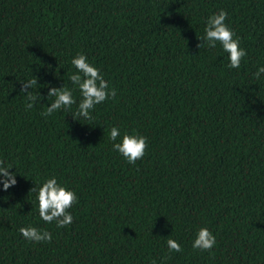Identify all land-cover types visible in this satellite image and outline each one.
<instances>
[{
    "label": "trees",
    "instance_id": "16d2710c",
    "mask_svg": "<svg viewBox=\"0 0 264 264\" xmlns=\"http://www.w3.org/2000/svg\"><path fill=\"white\" fill-rule=\"evenodd\" d=\"M220 10L247 52L238 69L218 42L197 47ZM78 53L116 90L92 120L74 116ZM262 66L264 0H0V160L17 174L0 183V264H264ZM63 85L76 104L45 118ZM114 126L147 138L135 164L113 151ZM52 177L78 198L63 228L30 191ZM28 226L52 241L24 239ZM201 227L210 252L192 247Z\"/></svg>",
    "mask_w": 264,
    "mask_h": 264
},
{
    "label": "clouds",
    "instance_id": "9594fccd",
    "mask_svg": "<svg viewBox=\"0 0 264 264\" xmlns=\"http://www.w3.org/2000/svg\"><path fill=\"white\" fill-rule=\"evenodd\" d=\"M227 17L228 13L225 10H220L209 16L204 28V36L198 38L202 43L198 44L197 47L215 48L218 42L223 51L228 54L229 63L227 67L238 69L247 52L240 47L239 37H235L233 30L225 22ZM71 64L75 67L76 72L69 76V80L81 94L78 110L74 116L92 120L91 110L109 98L114 99L116 90L109 87V82L104 79L100 70L93 66L83 53H78L73 57ZM262 73H264V66L253 73V76L259 80ZM21 84L20 92L25 95L26 109H31L38 98H41L40 93L37 95L33 92V87L38 84V78L34 76ZM50 97L54 98L53 101L50 106H47L46 111L41 113L45 118L51 116L55 111L68 109L76 104L73 90L65 85L59 88L50 86L47 98ZM118 137L120 140L116 142ZM109 139L114 142L113 151L121 154L129 164H135L137 160L142 159L148 147L146 137L139 134H128L127 132L121 137L119 128L115 126L110 129ZM11 168H13L11 165H6L3 160H0V183L3 184L5 191L17 183V174L10 172L9 169ZM35 185L30 191L37 193L36 199L40 218L48 224L55 222L58 228L70 225L73 222V216L68 209L78 202L76 193L58 183L55 177L46 179L42 185ZM19 232L24 239L31 242L50 243L52 241V233L46 229L28 226L21 227ZM215 245L216 237L213 233L206 227L199 228L192 243L193 249L210 252ZM167 247L169 252L179 253L183 251L181 245L172 238L167 239ZM151 264H156V261L153 260Z\"/></svg>",
    "mask_w": 264,
    "mask_h": 264
}]
</instances>
